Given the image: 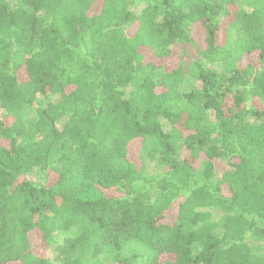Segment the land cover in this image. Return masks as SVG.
<instances>
[{"label": "trees", "instance_id": "obj_1", "mask_svg": "<svg viewBox=\"0 0 264 264\" xmlns=\"http://www.w3.org/2000/svg\"><path fill=\"white\" fill-rule=\"evenodd\" d=\"M0 110V264H264V0H0Z\"/></svg>", "mask_w": 264, "mask_h": 264}, {"label": "rangeland", "instance_id": "obj_2", "mask_svg": "<svg viewBox=\"0 0 264 264\" xmlns=\"http://www.w3.org/2000/svg\"><path fill=\"white\" fill-rule=\"evenodd\" d=\"M134 7V10H136V11H138L141 7H142V4L141 3H139L137 6H133ZM198 31V30H197ZM129 33L130 34H132L133 33V29L132 28H130L129 29ZM200 33H197L196 34V36H195V40L196 41H200L201 39H200ZM190 53H192V49L190 50ZM149 58H150V55H149ZM148 58V59H149ZM171 61V59H169L168 61H166V65L167 66H169V62ZM218 68V67H217ZM44 98V97H43ZM43 98L41 99V101L43 100ZM46 99V98H45ZM45 99H44V101H45ZM36 103H38V101L36 100ZM3 113H2V110H0V116L2 115ZM26 176H27V178L29 179V180H31V181H33V182H36L37 180H39V179H41L42 178V176H43V174H41L40 172H38L37 171V169H35V168H32L29 172H27L26 173ZM42 180V179H41ZM61 238V236H58L57 237V239H60ZM61 240V239H60ZM34 241L35 242H38V241H40V237L39 236H37V235H34ZM53 248H54V246H48L47 247V251H46V253H47V256L48 257H51L52 255H53V252H52V250H53Z\"/></svg>", "mask_w": 264, "mask_h": 264}]
</instances>
